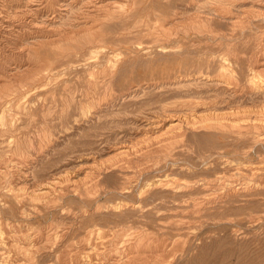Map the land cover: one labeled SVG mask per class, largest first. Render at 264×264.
I'll use <instances>...</instances> for the list:
<instances>
[{"label":"rangeland","instance_id":"obj_1","mask_svg":"<svg viewBox=\"0 0 264 264\" xmlns=\"http://www.w3.org/2000/svg\"><path fill=\"white\" fill-rule=\"evenodd\" d=\"M0 228V264H264V0H0Z\"/></svg>","mask_w":264,"mask_h":264},{"label":"bare ground","instance_id":"obj_2","mask_svg":"<svg viewBox=\"0 0 264 264\" xmlns=\"http://www.w3.org/2000/svg\"><path fill=\"white\" fill-rule=\"evenodd\" d=\"M94 1V0H93ZM99 1V0H98ZM103 1V0H102ZM112 2V1H111ZM105 3H106V1H105ZM110 3V2H109ZM113 3H114V1H113ZM101 4V3H100ZM69 5V4H68ZM98 5V4H97ZM123 5V4H122ZM104 7V6H103ZM109 7V6H108ZM12 9V8H11ZM111 9V8H110ZM109 10V9H108ZM48 35V34H47ZM18 52V51H17ZM10 64V63H9ZM226 73V72H225ZM250 79V78H249ZM252 79V78H251ZM188 81V80H187ZM177 120H175V121H173V123H171V126H173L174 128H179V129H183V127H184V125H182L183 124V119H181L180 117H178V118H176ZM203 123V124H205V123H212V124H215L216 126H225V127H234V126H236L237 124H238V122L237 121H235V120H232L230 123L229 122H225V121H223V119H221V118H218V117H211V118H209V119H207V120H201V121H189V123H188V125L185 127L186 129H185V131L186 132H189V133H195V131H196V127L199 125L198 123ZM254 123V122H253ZM240 126V125H239ZM259 126V125H258ZM241 127V126H240ZM253 127H255V128H258V127H256V126H253ZM260 127V126H259ZM262 127V126H261ZM255 128H253L254 130H255ZM259 129H257V131H258ZM257 131H254V133L253 134H255L256 136L258 135V133H257ZM237 133H240V132H237ZM249 134V133H248ZM184 135H186V133L184 134ZM194 135V134H193ZM195 137V136H194ZM248 137H250V136H248ZM254 140V139H253ZM127 150V149H126ZM122 152H125V149H123V150H121ZM254 183V182H253ZM50 184V183H49ZM157 184V183H156ZM46 191V190H45ZM43 192H44V190H43ZM43 192H40L41 194L43 193ZM229 192V191H228ZM31 196V195H30ZM146 211V210H145ZM2 226V225H1ZM1 229V228H0ZM10 231V230H9ZM4 232V230L1 232V233H3ZM7 232V231H6ZM110 232V231H109ZM0 233V234H1ZM8 233V232H7ZM26 234V233H25ZM3 235V234H2ZM14 235V234H13ZM17 235H19V234H17ZM141 234H139V236H136L135 237V241H130L128 244H127V246H129V247H131V246H134L137 242V244L139 245V242H140V240H141V237L142 236H140ZM146 235V234H145ZM16 236V235H15ZM8 237V236H7ZM13 237V236H12ZM11 237V238H12ZM42 237V236H41ZM5 237H3V259L4 260H9L10 258H11V254H7V251H6V241H5ZM8 239H10L9 237H8ZM24 239V238H23ZM28 239H29V237H28ZM145 239V238H144ZM2 240V239H1ZM36 240V239H35ZM26 241V240H25ZM39 241V240H38ZM49 241V240H48ZM142 241V240H141ZM149 241H151V240H149ZM12 242V241H11ZM35 242V241H34ZM40 242V241H39ZM42 242V241H41ZM40 242V243H41ZM107 242V241H106ZM141 243V242H140ZM103 244V243H102ZM32 245V244H31ZM147 245V244H146ZM16 246V245H15ZM21 246V245H20ZM26 246V245H25ZM125 246V245H124ZM142 246V245H141ZM152 246V245H151ZM27 247V246H26ZM120 247H121V245H120ZM146 247V246H145ZM144 247V248H145ZM14 248V247H13ZM24 247H20V249H23ZM33 248V247H32ZM111 248V247H110ZM137 248V247H136ZM139 248V247H138ZM137 248V249H138ZM143 248V249H144ZM151 248V247H150ZM26 251L28 250V247L27 248H24ZM30 249V248H29ZM34 249V248H33ZM95 249V248H94ZM123 249V248H122ZM133 249V248H132ZM146 249V248H145ZM129 250V249H128ZM140 250V249H139ZM138 250V251H139ZM31 251H32V249H31ZM30 251V252H31ZM78 251V250H77ZM130 251V250H129ZM1 252V251H0ZM125 252V251H124ZM135 252V251H134ZM141 252V251H140ZM142 253H143V251H142ZM140 254V253H139ZM157 254V253H156ZM2 255V254H1ZM116 255V254H115ZM82 256V255H81ZM81 256H80V258H81ZM111 256V255H110ZM134 256V255H133ZM57 257H58V255H57ZM101 257V256H100ZM104 257V256H103ZM34 258V257H33ZM90 258V257H89ZM108 259H109V257H108ZM112 259V258H111ZM11 260H12V258H11ZM77 260V259H76ZM91 260V259H90ZM12 261H14V260H12ZM78 262H79V260H77ZM92 261V260H91ZM128 261H130V260H128ZM24 262V261H23ZM70 262H72V261H70ZM96 263V262H95ZM14 264V263H13ZM72 264V263H71ZM75 264V263H74Z\"/></svg>","mask_w":264,"mask_h":264}]
</instances>
